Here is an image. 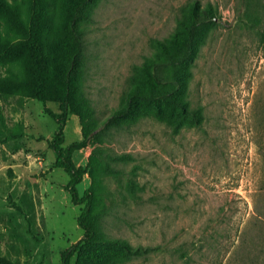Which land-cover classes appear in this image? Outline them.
Wrapping results in <instances>:
<instances>
[{
    "label": "rangeland",
    "instance_id": "1",
    "mask_svg": "<svg viewBox=\"0 0 264 264\" xmlns=\"http://www.w3.org/2000/svg\"><path fill=\"white\" fill-rule=\"evenodd\" d=\"M6 1L27 18L24 0ZM46 5L47 32L70 30L74 1ZM84 6L76 23L87 74L83 98L64 114L63 146L86 137L72 155L76 166L88 168L78 191L95 185L98 238L129 245L125 251L95 244L85 253L124 258L114 264H220V246L238 241L227 264H264V55L256 31L239 21L241 0H87ZM192 8L201 14L209 8L214 21L204 25L182 69L179 95L187 112L145 104L110 124L162 43L190 22ZM0 34L13 38L1 21ZM14 71L0 62V81ZM62 106L0 93V257L12 264H61L83 236L80 207L61 190L56 208L63 214L44 210L46 187L69 181L48 148L57 124L45 109L61 114ZM70 264L88 263L74 254Z\"/></svg>",
    "mask_w": 264,
    "mask_h": 264
},
{
    "label": "trees",
    "instance_id": "2",
    "mask_svg": "<svg viewBox=\"0 0 264 264\" xmlns=\"http://www.w3.org/2000/svg\"><path fill=\"white\" fill-rule=\"evenodd\" d=\"M75 16L73 26L58 28V36L47 32L46 0H24L28 12L27 18L12 7L6 0H0V21L3 22L13 38L6 41L0 34V62L12 64L15 71L0 81V93L5 95L21 94L39 102H59L62 113L45 112L57 124L56 132L48 143V148L55 154L54 165L63 169L69 176L66 189L72 204L80 207L76 218L77 225L83 231L79 241L66 250L61 264H70L74 254L88 264H114L124 258L113 253H85L89 246L108 244L120 249L129 248L126 241L110 237H99L100 211L95 199V185H90L80 194L78 185L82 182L87 167L76 166L72 161L74 152L80 150L86 137L63 146L64 114L67 108L74 106L83 96L86 77V53L81 25L77 20L83 16L87 0H73ZM264 0H241L239 21L249 30H255L258 43L264 55ZM214 21L209 8L204 14L196 8L191 10L189 23H181L161 49L149 68L143 70L141 81L132 84L126 97L125 105L114 111L109 123H117L123 118H131L140 112V105L150 104L157 107L170 106L173 111L187 112V100L179 95L183 83L182 69L190 60L197 41L204 33V25ZM143 76V77H142ZM174 116V115H173ZM132 190V186H129ZM105 211H103V214ZM91 262V263H90ZM0 264H12L0 257Z\"/></svg>",
    "mask_w": 264,
    "mask_h": 264
},
{
    "label": "crops",
    "instance_id": "3",
    "mask_svg": "<svg viewBox=\"0 0 264 264\" xmlns=\"http://www.w3.org/2000/svg\"><path fill=\"white\" fill-rule=\"evenodd\" d=\"M55 160V159H54ZM55 162V161H54ZM58 168V167H57ZM68 181V180H67ZM66 181V183H67ZM82 182H84V177H83V180ZM81 182V183H82ZM65 183V184H66ZM80 183V184H81ZM64 184V185H65ZM58 189V190H57ZM86 189V186L84 185V188H83V191ZM46 190L47 191H50L49 192V195L50 197L48 198V201L47 203L44 205V210L46 212V214H51L53 213L54 215L58 214L59 215H62L63 213L61 212V208H56L57 206L60 207V203L57 199V193H60L59 190H61L65 196V199L69 200L70 201V195L66 189V187H56L55 185L53 184H49L47 187H46ZM74 205V204H73ZM76 206V205H74ZM53 211V212H52ZM56 212V213H55ZM220 239H222L223 237L222 236H219ZM233 239L235 240V237H233ZM225 243H221V245H223ZM238 244V241H234V243H232L230 246L226 245V249H223L222 246H220L221 248V252H216L215 253V256H216V259L217 261L220 262V264H227L228 261H230L231 257L233 256L234 254V249H235V246ZM235 261V260H234Z\"/></svg>",
    "mask_w": 264,
    "mask_h": 264
}]
</instances>
